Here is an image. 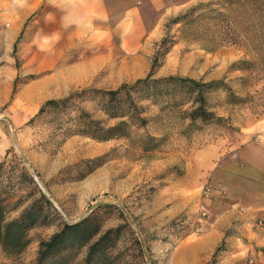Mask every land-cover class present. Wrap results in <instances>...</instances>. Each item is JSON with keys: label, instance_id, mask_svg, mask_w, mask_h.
Masks as SVG:
<instances>
[{"label": "rangeland", "instance_id": "1", "mask_svg": "<svg viewBox=\"0 0 264 264\" xmlns=\"http://www.w3.org/2000/svg\"><path fill=\"white\" fill-rule=\"evenodd\" d=\"M226 1L181 0L148 47L127 52L145 38L87 36L89 22L61 18L48 0H0V182L9 208L19 206L7 220L32 202L40 212L23 254L0 250L1 262L35 264L40 241L93 215L102 231L118 230L99 264L260 263L247 240H209L208 185L178 207L177 182L197 149L239 143L242 130L264 125V13ZM154 60L153 88L135 87ZM170 77L217 83L205 92L207 120L192 118L190 87L158 82ZM52 78L62 83L38 88ZM66 98L36 117L45 101ZM86 252L62 264H85Z\"/></svg>", "mask_w": 264, "mask_h": 264}, {"label": "crops", "instance_id": "2", "mask_svg": "<svg viewBox=\"0 0 264 264\" xmlns=\"http://www.w3.org/2000/svg\"><path fill=\"white\" fill-rule=\"evenodd\" d=\"M40 5L44 0H30ZM57 7L61 18L89 22L82 34L106 38H145L125 45L127 52L143 51L146 40L159 34L164 21L181 0H48ZM37 8V7H36ZM175 8V7H174ZM36 10V9H35ZM59 35H70L59 29ZM56 49L50 51L52 61L58 60ZM116 50V49H115ZM56 78L38 84V88L53 83ZM244 140L219 142L201 147L186 161L179 177L178 207H184L189 195L199 194L206 184L208 192L202 204L208 213L209 240H247L250 256L257 255L264 264V227L256 221L264 218V125L242 130ZM196 194V195H197ZM184 196V197H183ZM180 204V205H179ZM180 207V208H181ZM0 264H10L8 261Z\"/></svg>", "mask_w": 264, "mask_h": 264}, {"label": "trees", "instance_id": "3", "mask_svg": "<svg viewBox=\"0 0 264 264\" xmlns=\"http://www.w3.org/2000/svg\"><path fill=\"white\" fill-rule=\"evenodd\" d=\"M230 8H237L242 6L249 15L264 13V0H227ZM245 62H238L234 66L238 67L237 70H245ZM155 66V60L152 63L149 75L144 79H138L135 82V87L144 86L152 89L151 76L152 69ZM161 83H176L184 87H190L193 94H195V108L193 110V119L207 120L211 114H207L205 108V92L216 85V82L208 84L200 83L189 78H176L170 77L168 79H161ZM219 83V82H218ZM126 89V86L119 87L116 91H108L105 95L114 98ZM230 95L231 92L228 89ZM69 99L54 100L50 99L45 101L37 112V116L44 113L46 108L59 107L66 103ZM33 121L31 118L28 124ZM88 122H93L89 120ZM117 128V127H116ZM112 129H102L103 133H108ZM114 136H105L101 138L102 141H107ZM2 165H0V179ZM1 181V180H0ZM44 198V196H41ZM13 198L10 193L5 192L3 184L0 182V250L7 259L11 257H19L23 254L25 249L30 243L28 238V230H30L34 223L39 219L40 212L37 210L35 204L32 202L27 208H24L20 214L12 219L7 220L8 214L16 212L18 205L14 204L9 208L10 201ZM47 205H50L48 200H45ZM102 225L97 222L94 216L84 218L73 224L63 223L61 230L50 237L49 240L40 241L38 244V252L35 264L67 263L70 259H74L79 255L82 249L87 248L85 256V264H99L107 260V253L115 247L117 229H108L102 231Z\"/></svg>", "mask_w": 264, "mask_h": 264}, {"label": "built area", "instance_id": "4", "mask_svg": "<svg viewBox=\"0 0 264 264\" xmlns=\"http://www.w3.org/2000/svg\"><path fill=\"white\" fill-rule=\"evenodd\" d=\"M207 191H208V188H207ZM202 216L204 217L205 213H202ZM256 225H257V227H260V228L264 227V218L258 219L256 221ZM261 254L264 255V251H261ZM249 263L251 264L252 262L249 260Z\"/></svg>", "mask_w": 264, "mask_h": 264}]
</instances>
